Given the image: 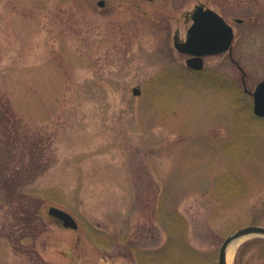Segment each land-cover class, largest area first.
Masks as SVG:
<instances>
[{
	"label": "rangeland",
	"instance_id": "1",
	"mask_svg": "<svg viewBox=\"0 0 264 264\" xmlns=\"http://www.w3.org/2000/svg\"><path fill=\"white\" fill-rule=\"evenodd\" d=\"M99 1L0 0V264H217L264 227V118L227 54L194 71L173 38L221 15L252 91L264 0ZM254 239L227 263L264 264Z\"/></svg>",
	"mask_w": 264,
	"mask_h": 264
},
{
	"label": "water",
	"instance_id": "2",
	"mask_svg": "<svg viewBox=\"0 0 264 264\" xmlns=\"http://www.w3.org/2000/svg\"><path fill=\"white\" fill-rule=\"evenodd\" d=\"M100 7L104 6V1H99ZM192 24L186 31L185 40H180L176 35L173 38L174 48L183 54L189 56L186 59V65L196 71L203 69V57L222 53L231 50L233 40V30L231 26L215 11L197 5L191 13ZM253 98L252 111L257 117H264V79L261 80L250 92ZM134 95L139 94V89L133 88ZM48 215L61 223L64 228L76 230L78 224L68 212L57 208L50 207ZM258 236L264 238V227L248 226L243 227L230 233L225 237L219 248L218 263L227 264L226 254L229 245L242 237Z\"/></svg>",
	"mask_w": 264,
	"mask_h": 264
},
{
	"label": "flooded vegetation",
	"instance_id": "3",
	"mask_svg": "<svg viewBox=\"0 0 264 264\" xmlns=\"http://www.w3.org/2000/svg\"><path fill=\"white\" fill-rule=\"evenodd\" d=\"M235 19H238V18H235ZM235 23L237 24H244L245 21L244 20H241L239 19L238 21H234ZM249 22H252V20H249ZM234 41V39H233ZM233 41H232V45H231V50H226L225 52L223 53H219V54H216V55H221V54H227L229 59L231 60V62L238 68V70L241 72V82H242V86H243V90L245 91L247 89V85L245 83V73L243 72L242 68L240 67L239 63L234 60L233 56H232V46H233ZM212 56H215V55H212ZM209 57V56H208ZM246 92V91H245Z\"/></svg>",
	"mask_w": 264,
	"mask_h": 264
},
{
	"label": "bare ground",
	"instance_id": "4",
	"mask_svg": "<svg viewBox=\"0 0 264 264\" xmlns=\"http://www.w3.org/2000/svg\"><path fill=\"white\" fill-rule=\"evenodd\" d=\"M246 237H247V236H246ZM246 237L239 238V239L233 241V242L229 245V247H228V249H227V254H226L227 262H229V261L232 259V257H233V255H234V252H235V250H236L238 244H239L241 241H243Z\"/></svg>",
	"mask_w": 264,
	"mask_h": 264
},
{
	"label": "trees",
	"instance_id": "5",
	"mask_svg": "<svg viewBox=\"0 0 264 264\" xmlns=\"http://www.w3.org/2000/svg\"><path fill=\"white\" fill-rule=\"evenodd\" d=\"M254 240H264V239H254Z\"/></svg>",
	"mask_w": 264,
	"mask_h": 264
}]
</instances>
